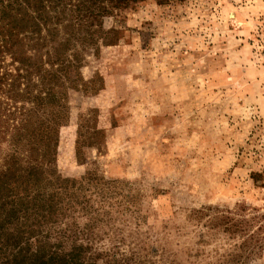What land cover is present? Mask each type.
<instances>
[{
    "label": "rangeland",
    "instance_id": "obj_1",
    "mask_svg": "<svg viewBox=\"0 0 264 264\" xmlns=\"http://www.w3.org/2000/svg\"><path fill=\"white\" fill-rule=\"evenodd\" d=\"M104 27L119 39L68 89L52 166L91 177L87 207L21 245L35 252L46 234L91 264H264V0H143ZM82 116L99 130L87 163ZM14 249L0 246V264Z\"/></svg>",
    "mask_w": 264,
    "mask_h": 264
},
{
    "label": "trees",
    "instance_id": "obj_2",
    "mask_svg": "<svg viewBox=\"0 0 264 264\" xmlns=\"http://www.w3.org/2000/svg\"><path fill=\"white\" fill-rule=\"evenodd\" d=\"M139 1L0 0V147H8L0 155V246L15 248L3 264H91L81 258V247H46V234L35 252L21 241L40 221L67 217L74 204L87 207L79 193L91 177L66 180L52 172L57 130L68 121V89L80 85L86 56L119 39L104 20ZM77 125L76 159L87 163L83 150L98 146L99 130L90 116Z\"/></svg>",
    "mask_w": 264,
    "mask_h": 264
}]
</instances>
